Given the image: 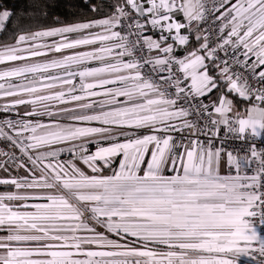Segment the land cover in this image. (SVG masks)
I'll use <instances>...</instances> for the list:
<instances>
[{"label": "snow or ice", "instance_id": "obj_1", "mask_svg": "<svg viewBox=\"0 0 264 264\" xmlns=\"http://www.w3.org/2000/svg\"><path fill=\"white\" fill-rule=\"evenodd\" d=\"M0 101V264H264V0L19 31Z\"/></svg>", "mask_w": 264, "mask_h": 264}, {"label": "trees", "instance_id": "obj_2", "mask_svg": "<svg viewBox=\"0 0 264 264\" xmlns=\"http://www.w3.org/2000/svg\"><path fill=\"white\" fill-rule=\"evenodd\" d=\"M113 2L114 0H0V11L7 9L14 12L7 28L0 32V43L11 42L13 35L19 34V31L51 25L56 18L67 22L99 18L109 11V5ZM45 4L47 8L44 7ZM93 5L97 8L96 12L91 10ZM42 11H46L48 15L43 16ZM13 29L17 31L14 33ZM5 175L0 171V177ZM0 190H7V186H0Z\"/></svg>", "mask_w": 264, "mask_h": 264}, {"label": "built area", "instance_id": "obj_3", "mask_svg": "<svg viewBox=\"0 0 264 264\" xmlns=\"http://www.w3.org/2000/svg\"><path fill=\"white\" fill-rule=\"evenodd\" d=\"M221 55H223V54H221ZM202 99H204V102H205V103L208 102V99H207V98H202ZM0 147H3V144H2V143H0Z\"/></svg>", "mask_w": 264, "mask_h": 264}, {"label": "crops", "instance_id": "obj_4", "mask_svg": "<svg viewBox=\"0 0 264 264\" xmlns=\"http://www.w3.org/2000/svg\"><path fill=\"white\" fill-rule=\"evenodd\" d=\"M213 95H215V92L213 93ZM0 102H2V101H0Z\"/></svg>", "mask_w": 264, "mask_h": 264}, {"label": "rangeland", "instance_id": "obj_5", "mask_svg": "<svg viewBox=\"0 0 264 264\" xmlns=\"http://www.w3.org/2000/svg\"><path fill=\"white\" fill-rule=\"evenodd\" d=\"M5 9L1 10L0 12L4 11Z\"/></svg>", "mask_w": 264, "mask_h": 264}]
</instances>
